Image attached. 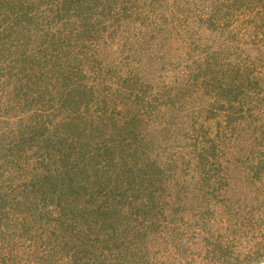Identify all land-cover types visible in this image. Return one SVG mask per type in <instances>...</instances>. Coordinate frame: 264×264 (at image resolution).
Here are the masks:
<instances>
[{
	"label": "trees",
	"instance_id": "16d2710c",
	"mask_svg": "<svg viewBox=\"0 0 264 264\" xmlns=\"http://www.w3.org/2000/svg\"><path fill=\"white\" fill-rule=\"evenodd\" d=\"M0 264H264V0H0Z\"/></svg>",
	"mask_w": 264,
	"mask_h": 264
}]
</instances>
